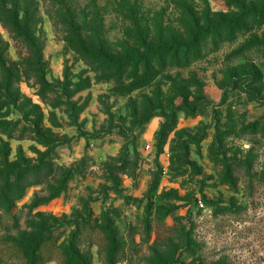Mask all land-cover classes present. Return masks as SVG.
<instances>
[{
  "label": "rangeland",
  "instance_id": "1",
  "mask_svg": "<svg viewBox=\"0 0 264 264\" xmlns=\"http://www.w3.org/2000/svg\"><path fill=\"white\" fill-rule=\"evenodd\" d=\"M0 9V264H264V0Z\"/></svg>",
  "mask_w": 264,
  "mask_h": 264
},
{
  "label": "trees",
  "instance_id": "2",
  "mask_svg": "<svg viewBox=\"0 0 264 264\" xmlns=\"http://www.w3.org/2000/svg\"><path fill=\"white\" fill-rule=\"evenodd\" d=\"M55 2H58V0H53ZM14 6V5H13ZM16 8V7H15ZM11 11H14V14H13V17L8 20L7 19V16L6 14L7 13H11ZM13 13V12H12ZM0 17H1V21L4 23V24H9L12 31L14 33H17L19 35H25V30L22 29L21 27V24H20V20H19V17H18V14L16 12V10H9V9H0ZM27 36V41L29 39L28 35ZM29 43V41H28ZM30 44V43H29ZM184 46L181 47V51L184 50ZM179 47L177 45H173L172 47H168V48H165V49H158V50H151L149 51V57L150 56H155L157 54H160V53H168V54H172V55H177L179 54ZM107 61L112 65V67L114 68H117V69H120V70H123V69H126L130 64H134L135 66H140V64L142 63L143 66L145 67V65L147 66L149 64V60L147 58H143L142 60H139V63H133L132 61H130L128 58H109L107 59ZM78 86V89H81V84H77Z\"/></svg>",
  "mask_w": 264,
  "mask_h": 264
}]
</instances>
